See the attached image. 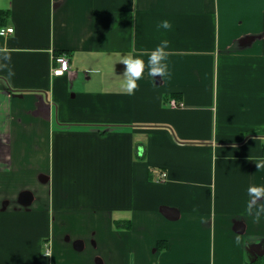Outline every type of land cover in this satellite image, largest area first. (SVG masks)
I'll return each instance as SVG.
<instances>
[{
	"label": "crops",
	"instance_id": "obj_1",
	"mask_svg": "<svg viewBox=\"0 0 264 264\" xmlns=\"http://www.w3.org/2000/svg\"><path fill=\"white\" fill-rule=\"evenodd\" d=\"M0 9V264H264V215L246 212L264 186V0ZM164 39L168 74L123 94L120 56Z\"/></svg>",
	"mask_w": 264,
	"mask_h": 264
},
{
	"label": "clouds",
	"instance_id": "obj_2",
	"mask_svg": "<svg viewBox=\"0 0 264 264\" xmlns=\"http://www.w3.org/2000/svg\"><path fill=\"white\" fill-rule=\"evenodd\" d=\"M158 28L163 30H171L172 24L168 20H162ZM2 34V33H0ZM170 41L167 39L161 42L149 53H147V61L142 58L143 54L133 55L132 53L121 55L119 63L124 66L122 73L121 90L123 94L134 95L139 89V81L143 79L145 72L153 79L156 77L164 78L168 74L167 58L169 56ZM11 51L7 48H0V71L7 72L9 78L15 75L10 67ZM256 169H264V158H258L255 162ZM249 200L246 204V212L252 215L254 220L259 222L264 215V204L257 207L260 202L264 201V186L250 185L247 189ZM45 257H52L50 248H45L41 252Z\"/></svg>",
	"mask_w": 264,
	"mask_h": 264
},
{
	"label": "built area",
	"instance_id": "obj_3",
	"mask_svg": "<svg viewBox=\"0 0 264 264\" xmlns=\"http://www.w3.org/2000/svg\"><path fill=\"white\" fill-rule=\"evenodd\" d=\"M13 31H14V27H12V26H2L0 28V33H2V34H0V35L6 36V35L12 33ZM55 64L56 65H54V67H53V74L54 75H63L69 67V64H70L69 58L64 54H60V55L56 56ZM173 104H175V103H173ZM164 176H165V173H161L157 179L163 180Z\"/></svg>",
	"mask_w": 264,
	"mask_h": 264
},
{
	"label": "trees",
	"instance_id": "obj_4",
	"mask_svg": "<svg viewBox=\"0 0 264 264\" xmlns=\"http://www.w3.org/2000/svg\"><path fill=\"white\" fill-rule=\"evenodd\" d=\"M7 16H8V11L5 9H0V28L3 26Z\"/></svg>",
	"mask_w": 264,
	"mask_h": 264
}]
</instances>
